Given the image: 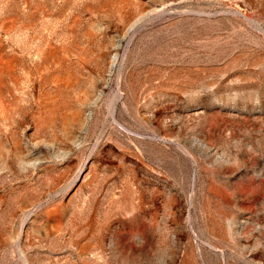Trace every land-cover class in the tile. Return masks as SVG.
I'll return each mask as SVG.
<instances>
[{"label": "rangeland", "instance_id": "374dc122", "mask_svg": "<svg viewBox=\"0 0 264 264\" xmlns=\"http://www.w3.org/2000/svg\"><path fill=\"white\" fill-rule=\"evenodd\" d=\"M0 264H264V0H0Z\"/></svg>", "mask_w": 264, "mask_h": 264}, {"label": "bare ground", "instance_id": "6f19581e", "mask_svg": "<svg viewBox=\"0 0 264 264\" xmlns=\"http://www.w3.org/2000/svg\"><path fill=\"white\" fill-rule=\"evenodd\" d=\"M114 56V55H113ZM116 56V55H115ZM113 58V57H112ZM116 58V57H115ZM112 62V61H111ZM113 62H114V60H113ZM95 101V100H94ZM117 123V122H116ZM118 124V123H117Z\"/></svg>", "mask_w": 264, "mask_h": 264}]
</instances>
